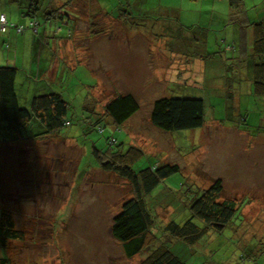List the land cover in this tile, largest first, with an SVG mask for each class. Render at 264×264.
<instances>
[{
	"label": "rangeland",
	"instance_id": "obj_1",
	"mask_svg": "<svg viewBox=\"0 0 264 264\" xmlns=\"http://www.w3.org/2000/svg\"><path fill=\"white\" fill-rule=\"evenodd\" d=\"M81 1L83 5H78L77 11L82 18L79 30L93 28L99 38L89 37L90 49L84 48L83 56L91 57V50L97 53L93 56L97 55L100 64L93 72L78 66L74 79L67 74L60 77L63 56L58 52L64 48L72 57L79 45L88 47L89 42L82 40L81 34L74 41H61L60 49L50 51L44 61L36 63L39 68L32 73L35 58L33 61L32 55H27V47L23 54L19 50L20 32L5 25L7 30H0V65L8 61L27 69L26 74L21 71L16 77L19 104L28 107L33 95L47 92L41 88L48 83L49 91H61L82 114L89 106H97L100 111L111 95L122 93H132L139 109L121 130L106 124L104 116L99 115L102 130L96 127L86 134L83 120L68 109L70 124L61 129L60 136H47L37 143L24 139L0 142V210L8 209L24 232L23 239L9 240L6 247H0V257H7L10 264L141 262L146 252L126 257L110 233L112 217L122 201L131 196V187L116 174L102 171L92 153L93 145L105 149L106 138L116 137L142 149L143 157L138 160L141 165L158 161L180 167L148 196L161 228L172 217L179 222L187 218L186 197L196 196L215 179L222 182L220 199H232L241 206L240 217H235L230 226L210 230L194 246L177 241L170 246L173 253L186 264H264V96L249 91L251 82L244 76V64L241 68L232 59L240 46L247 52L248 33L244 31L233 42L231 24L220 25L216 20L213 27L205 25L208 12L201 0H190L195 5L189 0H110L121 23L108 21L100 14L91 22L88 18L85 21L87 0ZM175 1L179 6L172 5ZM72 5L74 0L66 1L65 13L70 14L68 8ZM247 7L254 12L250 4ZM0 8L12 12L13 21L25 22L21 32L28 30L24 36L28 41L33 29L25 14L28 8L25 12L9 4ZM38 14L43 21L44 16ZM58 17L62 15L53 16L54 23ZM193 21L195 24L190 25ZM58 23L61 24L59 20ZM226 31L227 40L221 38V45L216 44L214 37ZM54 36L51 33L46 42L56 40ZM6 38L11 39V44ZM229 40L234 43L230 48ZM157 42H162L160 49ZM221 54L227 58V66L219 60ZM56 74L59 76L55 80ZM105 83L108 85L104 94H100ZM89 91L100 94L95 98L97 102L88 95ZM164 96L203 99V126L175 131L154 126L150 122L152 105ZM31 123L33 126L23 130L28 136L42 129L33 120ZM66 136L70 137L68 141L63 140ZM155 231L160 232L157 228ZM250 251L253 256L248 257Z\"/></svg>",
	"mask_w": 264,
	"mask_h": 264
},
{
	"label": "trees",
	"instance_id": "obj_2",
	"mask_svg": "<svg viewBox=\"0 0 264 264\" xmlns=\"http://www.w3.org/2000/svg\"><path fill=\"white\" fill-rule=\"evenodd\" d=\"M38 13L45 15V19V10L40 9L36 0H31L25 12L30 17V28L36 29L38 22L33 17L37 18ZM6 20L10 28L17 30L18 27H25L22 23L9 20L7 16ZM16 71L15 67L0 66V142H13L29 137L23 130L27 124L33 126L32 120L43 127L42 131L38 130L30 135L32 137H43L61 131L68 123L65 120L68 102L61 94L50 92L34 96L28 107L21 106L15 91ZM261 84L257 91L264 93L263 80ZM103 109L105 123L121 130L123 123L139 109V104L133 94L122 93L108 100ZM204 110V101L201 98L164 96L154 100L150 122L164 131L200 128L204 124ZM101 120L84 124L85 134L89 129L96 127L100 132L103 128L99 125ZM106 141L107 148L102 150L93 145L92 153L97 165L103 171L112 172L124 179L131 187V196L122 201L110 225V233L121 244L126 257L146 252L139 264H186L172 252L171 244L182 241L186 245L194 246L200 239H204L210 230L221 231L230 226L235 217H240L241 206L232 199H220L222 182L215 179L196 196L186 197L188 203L185 209L189 212L187 218L179 222L172 217L161 228L148 204V196L160 181L178 172L180 167L176 163L158 161L141 165L138 160L144 153L140 148L126 145L116 137H107ZM89 142L94 144L92 139ZM155 228L160 232L155 231ZM23 237L24 232L16 226L10 211L1 209L0 247H6L9 240H20ZM243 255L246 256L245 252ZM247 256L251 257L253 253L250 251ZM0 264L10 263L7 257H0Z\"/></svg>",
	"mask_w": 264,
	"mask_h": 264
},
{
	"label": "crops",
	"instance_id": "obj_3",
	"mask_svg": "<svg viewBox=\"0 0 264 264\" xmlns=\"http://www.w3.org/2000/svg\"><path fill=\"white\" fill-rule=\"evenodd\" d=\"M36 1L38 2L40 9L42 8L43 10H45L46 17L43 21L38 17L37 18L33 17V19H35L38 22V25L36 26L35 30L31 28L32 29L31 37L28 39V41H27V39H24V36H25L26 32L28 31L25 29L24 32L19 33L21 38L18 40L20 42V44H19L20 49L19 50L21 51V53L23 54L25 52V49H26L25 47H27L29 49V52L27 53V55L28 56H29V54L32 55V59L35 58V61L33 59L34 65L31 66V68H30L31 72L33 73L34 69L39 68V66H37L36 63L42 62V60L44 61L50 55V51H54V49L56 47H58V45L61 44V41H63V40H65V42H66V40L74 41V39L76 37H79L80 34L83 36V37H81L82 40L89 42V46L84 47L83 44L79 45L80 47L77 48V51L72 52V53H74V55L72 57L71 56L69 57V55H68L69 52L65 51L64 48H63V50H61V52H58V54L60 53L63 56V63L60 65V67L62 69V73H60V77L63 78L64 75L67 74V76L69 78L74 79L73 72L78 69V66H80V68L83 70H84V68H86L85 71H88V72H93V71L97 70L98 67H96V65H99L100 63H99V60L97 58V55L95 57L93 56L94 54H97V53H94L90 50L89 54H91V57L87 58V57L83 56L84 48L90 49V43L91 42H90L89 37L92 36V38H94V39H99V38L97 36L98 33L95 30H93V28L87 29L85 32L79 30L80 19H82V18H81L80 13H77V11L79 9L78 5L79 6L83 5L82 1L81 0H74L75 5H72L71 8L70 7L68 8L69 9L68 11L70 12V14L65 13V11H66L65 3L68 0H36ZM96 1L97 0H87L86 8H88V10H87V12L85 10H83L84 13L87 14L85 16L86 17L85 21H87V18H88V21H90L92 17H94L93 19H95V17L98 14H100V16L106 18L108 21H117V22L121 23L120 17L117 18V14L113 10L114 3H111L110 0H106L107 3L102 5V4H98ZM201 1H202V3H205V7H204L205 12L209 13V15H207L208 14L207 13L206 14L207 17L204 18V24L205 25L213 27V24L216 22V20L219 21L220 25H224V24L230 25L231 24L232 26L229 30L233 33V35L231 37L233 42L236 41L237 38L240 39L243 36L244 31H246V33H248V36L250 38V43H249L247 52H246L245 48L242 49V46H240L239 52L233 53L232 59H234L236 61L237 65L241 66V68L244 64V66H245L244 76L247 80H249L252 83V85L250 83L251 89L249 91H251L253 93V95H255V96H258V97L264 96V93H260L257 91L259 86H262V84H261L262 80L264 81V1L248 0V3H247V0H201ZM130 2H131V0H128L127 3H130ZM189 2L192 5H195L192 1L189 0ZM30 3H31V0H0V5L3 6V4L4 5L9 4L11 7H15V8L19 9L20 11H25L26 8H28ZM231 3H232V5H231ZM247 4H250L252 7H254L255 10L253 13L252 12L250 13V11L247 7ZM118 5L122 6L123 4H118ZM172 5L174 7L176 5L179 6L177 2L173 3ZM76 8H77V10H75ZM124 12L126 13L127 11H124ZM1 13H4L9 20L13 21L12 20L13 19V13L12 12H8L7 10L0 8V14ZM242 14L244 15V19L241 18ZM57 15H62V18L58 17V20L61 22V24L58 23V20H56L55 23L52 20L53 16H57ZM126 18H130V17H126ZM29 19H30V17L28 16L27 20L29 21ZM226 19H228L229 21ZM91 21H93V20H91ZM13 22H15V23L19 22V24L20 23L25 24V22L23 23L20 19H15ZM194 24L195 23L193 21L192 24H190V25H194ZM54 25L57 26L56 29L53 28ZM39 26H41V29L39 28ZM52 28H53V30H52ZM51 33L55 34L54 38L56 40H50V41L46 42L48 40V37L51 36ZM109 35L110 34H108V36ZM227 36H228L227 31H226V34L225 33H218L214 37V41L216 44H220V39L223 38L222 40H227V38H226ZM125 37H127V36H125ZM6 40H7L8 44H11V39L6 38ZM232 41H230V40L227 41V43H230L228 48H230V46L232 44L234 45V43ZM161 44H162V42H157L156 47L158 49H160ZM226 47L227 46H224V50L227 49ZM58 49H60V48L58 47ZM218 49L221 50V47H218ZM206 54L208 55V58H209L211 52L210 53L208 52ZM246 55H247V57L249 56V58H245ZM223 56L224 55L221 54L220 55L221 58L219 60L221 62H223L224 65L227 66V63L225 62V59H227V58L225 56L224 57ZM83 57H84V60L82 59ZM163 58L167 59L164 56H163ZM50 59H52L51 56H50ZM55 59H58V57ZM2 65H8V66L16 68L17 71H16V75H15V86H16L17 75L21 71H25V74L27 73V69L25 68L24 65H22V66L17 65L16 63H10L8 61H7V63L1 64L0 66H2ZM170 65H172V64H170ZM55 69H56V67L54 68V71H55ZM170 69L172 70L171 67H170ZM66 72H68V73H66ZM58 76H59V74L54 75L53 79L55 78V80H56L58 78ZM105 77H107V75H105ZM99 79H101V78L99 77ZM239 80H241V79H239ZM107 85H108V83L101 85V89H103V91L100 94H104V89H105L104 87H106ZM95 86H97V85H95ZM49 88H50V85L48 83H43V87L41 89L47 90V92H44V93L57 92V93L61 94L62 97L68 102L67 111H68V109H71L73 111V113L77 114L79 120H83L81 122V125L87 124L89 122H93L94 120L99 119V117H98L99 115H101V116L104 115L103 106L106 104L107 101L102 105V109L100 111L97 110V106H95V107L84 106V107L88 108V110H85L86 113L82 114V113H79L76 111V108L68 101V98H66L61 91H49ZM255 88H256V91L254 92ZM39 94H43V93H39ZM100 94L98 92H93V91H89V93H88V95L91 98H93L95 101H96L95 98H100L99 97ZM36 95H33L30 98L29 105H30L32 98ZM113 97L114 96L111 95L109 98L111 99ZM65 120H66V122H68L65 124V126L69 125L70 121L67 118V114L65 115ZM85 120H87L86 123H84ZM29 125L30 124H27L25 127H27ZM42 130H43V127L40 131H42ZM61 133L62 132L59 131L56 134H52V135L46 134L43 137L29 136V137H26V139L22 138V139H18V140H23V139L27 140V141L31 140L30 143H32V142L37 143L40 140H43L44 137L60 136ZM26 136H28V135H26ZM68 138H70V137H68V136L63 137V140L68 141L67 140ZM126 139H128V136L126 137ZM18 140H16V141H18ZM77 145H78V143H77ZM78 147L81 148L79 145H78ZM137 148H140V147H137ZM81 153H82V149H81Z\"/></svg>",
	"mask_w": 264,
	"mask_h": 264
},
{
	"label": "built area",
	"instance_id": "obj_4",
	"mask_svg": "<svg viewBox=\"0 0 264 264\" xmlns=\"http://www.w3.org/2000/svg\"><path fill=\"white\" fill-rule=\"evenodd\" d=\"M5 22V23H4ZM7 26V20H6V16L4 14H0V29L2 32H4L5 30H7V28H5V26ZM35 29V28H34ZM18 31H23V27H18L17 29Z\"/></svg>",
	"mask_w": 264,
	"mask_h": 264
}]
</instances>
